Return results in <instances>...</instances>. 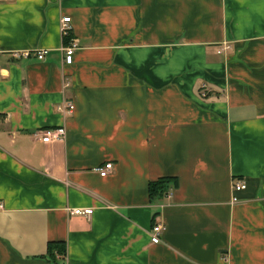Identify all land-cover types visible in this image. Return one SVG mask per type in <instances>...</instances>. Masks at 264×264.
Here are the masks:
<instances>
[{
  "label": "crops",
  "instance_id": "crops-1",
  "mask_svg": "<svg viewBox=\"0 0 264 264\" xmlns=\"http://www.w3.org/2000/svg\"><path fill=\"white\" fill-rule=\"evenodd\" d=\"M0 205V264H264V0H0Z\"/></svg>",
  "mask_w": 264,
  "mask_h": 264
},
{
  "label": "built area",
  "instance_id": "built-area-1",
  "mask_svg": "<svg viewBox=\"0 0 264 264\" xmlns=\"http://www.w3.org/2000/svg\"><path fill=\"white\" fill-rule=\"evenodd\" d=\"M61 31L62 35L65 37L68 36L69 31L71 29L70 26V17L65 16L61 18ZM76 47V42L73 38L69 39V43L62 48V52L64 54V60L66 63H71L72 60V52ZM47 50L38 49L35 51V55L38 59H43ZM18 56L17 53H15ZM57 110L62 112L64 115H71L73 111V103L70 100L64 101L62 104L57 106ZM39 135L40 139L44 142L50 140H64L66 136V129L64 126H60L57 128H50L36 132V136ZM112 168V163L107 162L102 166H96L94 171L102 177L108 175L110 169ZM232 188L234 191H239L245 188L244 181H236L233 183ZM1 207V205H0ZM69 213L71 215H82V216H90L92 213V208H69ZM162 231V226L160 224H156L152 227L151 230V242L158 243L160 242V234Z\"/></svg>",
  "mask_w": 264,
  "mask_h": 264
},
{
  "label": "trees",
  "instance_id": "trees-1",
  "mask_svg": "<svg viewBox=\"0 0 264 264\" xmlns=\"http://www.w3.org/2000/svg\"><path fill=\"white\" fill-rule=\"evenodd\" d=\"M66 43H68L70 37L67 36L64 38ZM171 183H175V180L171 177H161L158 178L155 181H152L148 184V193H149V197L150 199H155L158 197H161L162 195H164L166 193V191L168 190V187ZM55 247H54V246ZM57 248V253L59 254H64L65 253V247L60 244H50V249H54Z\"/></svg>",
  "mask_w": 264,
  "mask_h": 264
}]
</instances>
